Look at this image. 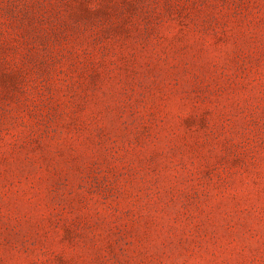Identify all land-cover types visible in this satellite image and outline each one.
Masks as SVG:
<instances>
[{"label": "rangeland", "instance_id": "1", "mask_svg": "<svg viewBox=\"0 0 264 264\" xmlns=\"http://www.w3.org/2000/svg\"><path fill=\"white\" fill-rule=\"evenodd\" d=\"M0 264H264V0H0Z\"/></svg>", "mask_w": 264, "mask_h": 264}]
</instances>
